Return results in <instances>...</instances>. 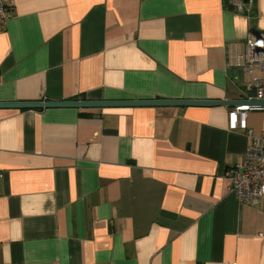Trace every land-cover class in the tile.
<instances>
[{
    "label": "crops",
    "instance_id": "obj_1",
    "mask_svg": "<svg viewBox=\"0 0 264 264\" xmlns=\"http://www.w3.org/2000/svg\"><path fill=\"white\" fill-rule=\"evenodd\" d=\"M10 1L1 103L254 99L264 0ZM237 106L0 108V264H264V199L227 187L264 108Z\"/></svg>",
    "mask_w": 264,
    "mask_h": 264
},
{
    "label": "built area",
    "instance_id": "obj_2",
    "mask_svg": "<svg viewBox=\"0 0 264 264\" xmlns=\"http://www.w3.org/2000/svg\"><path fill=\"white\" fill-rule=\"evenodd\" d=\"M242 9L241 3H237ZM12 16L10 0H0V33H2ZM252 77L254 98L264 99V81L254 76V67L264 68V34L249 36L245 43V52L239 56ZM261 109L242 105L234 107L229 113V127L231 129H246L245 116L248 110ZM252 135V130H247ZM244 153L243 160L228 169V190L237 198L248 204H258L264 199V130L259 136L252 138Z\"/></svg>",
    "mask_w": 264,
    "mask_h": 264
},
{
    "label": "water",
    "instance_id": "obj_3",
    "mask_svg": "<svg viewBox=\"0 0 264 264\" xmlns=\"http://www.w3.org/2000/svg\"><path fill=\"white\" fill-rule=\"evenodd\" d=\"M248 2L249 0H244ZM218 106V105H248L249 107L264 108V99L250 100H210V99H185V100H128V101H49V102H0V108H44V107H111V106Z\"/></svg>",
    "mask_w": 264,
    "mask_h": 264
}]
</instances>
